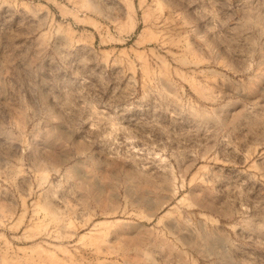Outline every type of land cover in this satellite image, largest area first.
I'll return each mask as SVG.
<instances>
[{
    "label": "rangeland",
    "instance_id": "obj_1",
    "mask_svg": "<svg viewBox=\"0 0 264 264\" xmlns=\"http://www.w3.org/2000/svg\"><path fill=\"white\" fill-rule=\"evenodd\" d=\"M0 264H264V0H0Z\"/></svg>",
    "mask_w": 264,
    "mask_h": 264
}]
</instances>
